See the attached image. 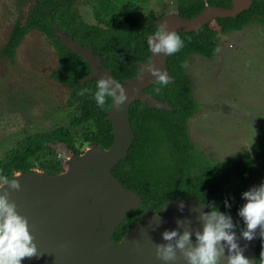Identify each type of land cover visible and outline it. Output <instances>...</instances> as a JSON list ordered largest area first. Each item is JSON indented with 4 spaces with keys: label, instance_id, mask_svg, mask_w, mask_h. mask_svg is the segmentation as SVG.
Instances as JSON below:
<instances>
[{
    "label": "trees",
    "instance_id": "16d2710c",
    "mask_svg": "<svg viewBox=\"0 0 264 264\" xmlns=\"http://www.w3.org/2000/svg\"><path fill=\"white\" fill-rule=\"evenodd\" d=\"M76 0H33L25 12L23 21L16 20L5 43L0 47V57L13 59L14 50L29 30L36 29L47 37L57 55L56 68L49 74L56 82L69 89L66 104L79 110L71 125L86 123L90 126L82 133L88 144L94 143L108 148L113 140L111 123L105 120L110 109L109 98L103 109L94 99L97 79L80 82L90 72L89 66L75 53L69 51L53 34L57 27L70 36L81 47H90L91 53L101 57L100 65L110 69L112 77L121 82L138 73L136 64L149 59L147 39L154 34V22L160 18L152 11L143 13L136 5L141 0H112L105 5L112 11L113 1H122V9L110 20H101L103 26L82 21L75 9ZM228 7L230 0H176L175 8L184 18L198 14L204 4ZM220 33L241 30L248 24L264 26V0H251L248 8L234 17L216 18ZM184 40V48L175 55L166 56V68L171 82L167 86L155 81L143 91L157 101L167 102L170 110L149 107L142 100H133L127 114L133 140L123 159L114 164L110 172L124 187L141 198V203L128 213L112 234L118 241L122 234L143 213L157 211L163 204L176 198L185 197L204 205L215 204L219 211L236 215L246 201L242 193L248 191L253 181L264 183V131L249 151L240 156L215 161L205 158L190 141L186 132L187 118L196 109L191 95V81L185 74L186 60L198 54L211 58L216 52L217 33L206 24L197 32H178ZM159 87L161 91L156 92ZM87 88L83 95L79 92ZM58 143L74 154L80 151L74 146L73 138L64 127L50 132ZM6 152L0 160V173L10 179L15 172L33 170L35 150L28 141ZM37 169L55 174L62 171V165L55 159L37 161ZM228 200L230 208L225 207ZM264 248V240L255 242V264Z\"/></svg>",
    "mask_w": 264,
    "mask_h": 264
},
{
    "label": "water",
    "instance_id": "95a60500",
    "mask_svg": "<svg viewBox=\"0 0 264 264\" xmlns=\"http://www.w3.org/2000/svg\"><path fill=\"white\" fill-rule=\"evenodd\" d=\"M250 4L251 0H230L228 7L205 3L202 10L190 18L180 16L175 8L173 13L160 16L154 24L158 27L166 23L168 30L177 32H197L204 24L217 25V17H234ZM52 32L69 51L89 66V74L80 82L112 77L110 69L102 68L101 57L92 54L90 47H81L57 27ZM150 63L167 72L166 55L153 54L149 49L148 61L136 64L138 73L119 82L126 89L128 100L119 108L111 101L106 112L104 119L111 123L110 133L113 136L108 148L88 144L78 154L70 151L62 171L49 174L36 168L23 173L15 172L11 179H18L21 190L14 191L5 186V190L10 192V201L17 205V212L27 217L29 231L37 245V256L24 258L21 264H187L179 251L175 261L158 259L155 245L168 243L163 240L164 231L176 230L182 234L185 227L193 232L191 239L195 244V231L203 230L200 213L207 211L204 205L191 199L176 198L157 211L143 213L118 241L112 239L116 227L142 201L110 172L111 167L124 158L133 140L128 105L133 100H142L149 107L170 110L167 102L157 101L143 91L156 79L146 71V65ZM141 70L143 77L139 79ZM181 202L185 205L182 212L178 209ZM230 216L233 223L238 220L236 215ZM177 219L183 220L184 225L178 226ZM235 232L239 245L244 248V256L254 264V247L259 233L251 241L246 254L242 230ZM127 234V239L120 244ZM221 264H227L226 258H221Z\"/></svg>",
    "mask_w": 264,
    "mask_h": 264
},
{
    "label": "rangeland",
    "instance_id": "374dc122",
    "mask_svg": "<svg viewBox=\"0 0 264 264\" xmlns=\"http://www.w3.org/2000/svg\"><path fill=\"white\" fill-rule=\"evenodd\" d=\"M109 1L76 0L74 9L82 21L103 26L101 20L112 19L122 9V1H113L112 11H106ZM31 2L0 0V47L13 23L23 21ZM136 5L143 13L163 16L173 13L176 0H141ZM208 27L217 33L216 52L211 58L193 54L186 60L185 73L198 104L186 126L195 147L203 149L207 158L221 161L248 152L264 129V26L251 23L227 33H220L215 24ZM56 63L50 40L38 30L22 37L12 60L0 57V160L28 141L35 150L33 170L37 161L46 159L66 166L70 151L50 137L57 127L69 131L81 152L88 146L82 133L90 125L70 124L79 110L66 104L68 87L49 76ZM200 123L212 129L204 140L198 131ZM260 184L250 182L248 190Z\"/></svg>",
    "mask_w": 264,
    "mask_h": 264
},
{
    "label": "clouds",
    "instance_id": "9594fccd",
    "mask_svg": "<svg viewBox=\"0 0 264 264\" xmlns=\"http://www.w3.org/2000/svg\"><path fill=\"white\" fill-rule=\"evenodd\" d=\"M147 44L153 54L166 56L177 54L185 46L181 35L175 30H168L166 23L157 27L156 32L148 37ZM182 67L187 65L182 64ZM146 71L156 78L155 83L158 85L167 86L171 82L169 73L152 63L146 65ZM142 77L141 70L138 78ZM96 89L94 99L101 109L108 103L109 98L117 108L128 100L126 89L113 77L98 78ZM87 91L88 89L84 88L79 95L83 96ZM160 91L161 89L157 87L156 92ZM5 186L14 191H20L22 187L17 178L10 179L0 173V264H21L22 259L37 256V245L29 231L27 217L17 212V205L10 201V192L5 190ZM242 199L246 203L239 208L238 215L246 225L241 233L243 239L253 240L257 229H260L259 235L264 240V183L243 192ZM224 204L225 207H231L228 200H225ZM184 207L182 202L178 204L181 212ZM208 207L209 211L200 213L199 219L203 222V230L195 231V244L192 243L193 232L190 228L185 227L182 234L176 230H166L162 237L168 243L155 245L156 257L165 262L175 261L179 251L187 264H221L222 257L226 258L227 264H252L244 256V248L238 243L235 232L237 226L233 223L232 217L219 211L215 204ZM176 223L183 226L185 222L177 219ZM257 264H264V248L260 252Z\"/></svg>",
    "mask_w": 264,
    "mask_h": 264
},
{
    "label": "flooded vegetation",
    "instance_id": "af4514ba",
    "mask_svg": "<svg viewBox=\"0 0 264 264\" xmlns=\"http://www.w3.org/2000/svg\"><path fill=\"white\" fill-rule=\"evenodd\" d=\"M33 3V0H32V2L30 3V4H32ZM28 8H29V5L27 6V10H28ZM26 10V11H27ZM158 14H156V16H157ZM158 16H161V15H158ZM208 26V25H207ZM32 30H36V29H32ZM30 31V30H29ZM28 31V32H29ZM237 31H239V30H237ZM231 32V31H230ZM227 33V32H226ZM25 35V34H24ZM15 51V50H14ZM194 55H198V54H194ZM199 56H201V55H199ZM203 57V56H202ZM205 58V57H204ZM8 59V58H7ZM186 74V73H185ZM187 75V74H186ZM191 89H192V85H191ZM191 95H192V90H191ZM192 99L194 100V102L196 103V109L194 110V112L189 116V117H191L193 114H195L196 112H197V110H198V104H197V102L195 101V98H193V96H192ZM208 116V115H207ZM188 117V118H189ZM188 118H187V120H188ZM186 124H187V121H186ZM207 124H208V122H207ZM198 131H199V133H200V135L202 136V140H204V135H206V136H211L210 135V132L212 131V129H211V125H205V126H203L201 123L198 125ZM263 131H264V129H263ZM186 132H187V126H186ZM206 133V134H205ZM263 133V132H262ZM187 136H188V138H189V135H188V132H187ZM190 139V138H189ZM190 141H191V139H190ZM192 142V141H191ZM193 143V142H192ZM88 144V143H87ZM194 144V143H193ZM195 146V145H194ZM196 148V147H195ZM197 149V148H196ZM198 151H200L201 153H202V155L205 157V158H207L206 157V153H205V151L202 149V150H199V149H197ZM80 151V150H79ZM207 159H209V158H207ZM236 216H238V214H236ZM234 224L237 226L236 227V229H235V231H238V230H244L245 228H246V225L244 224V222H243V219L242 218H238V220H236V222H234ZM258 231V230H257ZM259 232H260V229H259ZM259 237H260V235H259ZM258 237V238H259ZM257 238V239H258ZM253 263L255 264V257H254V255H253Z\"/></svg>",
    "mask_w": 264,
    "mask_h": 264
},
{
    "label": "bare ground",
    "instance_id": "6f19581e",
    "mask_svg": "<svg viewBox=\"0 0 264 264\" xmlns=\"http://www.w3.org/2000/svg\"><path fill=\"white\" fill-rule=\"evenodd\" d=\"M257 230H258V231H256V234L259 233V229H257ZM127 236H128V234L122 239V241H121L120 244L124 243V241L127 239ZM251 241H252V240H251ZM251 241H247V240H245V252H246V254H247L248 251H249V245H250Z\"/></svg>",
    "mask_w": 264,
    "mask_h": 264
}]
</instances>
